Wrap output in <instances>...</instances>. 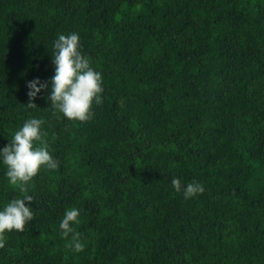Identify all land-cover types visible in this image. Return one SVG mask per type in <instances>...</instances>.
Segmentation results:
<instances>
[{
	"label": "trees",
	"instance_id": "16d2710c",
	"mask_svg": "<svg viewBox=\"0 0 264 264\" xmlns=\"http://www.w3.org/2000/svg\"><path fill=\"white\" fill-rule=\"evenodd\" d=\"M72 32L103 78L85 122L27 106ZM30 118L59 166L0 264H264V0H0V147ZM4 171L0 207L21 197ZM71 208L81 252L59 228Z\"/></svg>",
	"mask_w": 264,
	"mask_h": 264
},
{
	"label": "clouds",
	"instance_id": "9594fccd",
	"mask_svg": "<svg viewBox=\"0 0 264 264\" xmlns=\"http://www.w3.org/2000/svg\"><path fill=\"white\" fill-rule=\"evenodd\" d=\"M82 50L78 33L58 36L51 54L54 75L49 80L37 76L26 81L29 108L36 107L34 101L40 97L50 102L52 108L68 120L85 122L92 118L93 104L102 103L103 78ZM43 124L44 121L38 118L26 120L8 144L0 147V165L4 167L7 182L21 193L20 198L0 207V248L4 247L8 233L23 232L34 219L33 195L29 194L34 177L41 169L55 170L59 166L43 141ZM172 187L176 192H182L185 199L204 191L199 182L182 185L179 178H173ZM79 214L77 208L68 209L59 224L62 237L71 236L69 247L75 252H81L85 247L75 234L74 225L80 224Z\"/></svg>",
	"mask_w": 264,
	"mask_h": 264
}]
</instances>
